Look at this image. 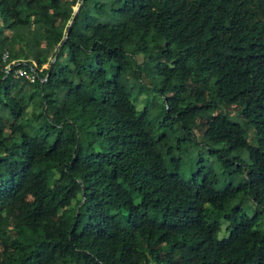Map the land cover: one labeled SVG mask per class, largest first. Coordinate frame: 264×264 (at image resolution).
<instances>
[{
    "label": "trees",
    "instance_id": "1",
    "mask_svg": "<svg viewBox=\"0 0 264 264\" xmlns=\"http://www.w3.org/2000/svg\"><path fill=\"white\" fill-rule=\"evenodd\" d=\"M80 1L0 0V56L41 70L0 67V264H264V0H84L64 41ZM196 141L220 174H182Z\"/></svg>",
    "mask_w": 264,
    "mask_h": 264
},
{
    "label": "rangeland",
    "instance_id": "2",
    "mask_svg": "<svg viewBox=\"0 0 264 264\" xmlns=\"http://www.w3.org/2000/svg\"><path fill=\"white\" fill-rule=\"evenodd\" d=\"M78 5L74 7V11L77 9ZM25 34L28 37L29 43L28 46L30 48L36 47L38 45L39 36H33L31 28L28 26L25 28ZM48 68V65H44L42 69ZM131 76L132 72L131 69L121 78L122 84H128L131 82ZM131 98L135 99V105L140 111L148 110L149 111V118L151 123L156 126L158 125L163 117H162V107L165 105V101H163L162 98L158 97L154 94H149V88L145 87L140 88L138 82L133 83L132 91H131ZM31 110H28V113H30ZM221 112H224V114L229 115L230 117H233L234 119L238 120L239 117V108H224L221 110ZM9 119H11L10 115H7ZM177 132L180 135L179 132V126L177 127ZM200 140V139H199ZM248 140L251 144H254L255 135L253 132H250L248 135ZM218 151L225 152V155L227 156L228 160L238 159L241 158L243 162H248L250 159V156H248L247 152H238V151H231L228 146H221L217 148ZM185 163L184 167L182 169V174L185 176V178L188 180L192 177L193 173L197 170L196 166L199 163H202L206 166H209L210 168H213L217 173L221 171V169L218 166V163L216 161V157L212 156V150L208 148L205 144L201 143L200 141H196L195 144L192 147V150L189 154L185 156ZM220 174V173H219ZM230 182V179H221L220 185L218 186V189L222 190L224 188L223 184H228ZM246 204L248 207H250V214H254L253 206L247 202ZM261 225L264 226V221H262ZM227 226L223 225L222 231L218 233L219 239H224L229 236V233L227 232Z\"/></svg>",
    "mask_w": 264,
    "mask_h": 264
},
{
    "label": "built area",
    "instance_id": "3",
    "mask_svg": "<svg viewBox=\"0 0 264 264\" xmlns=\"http://www.w3.org/2000/svg\"><path fill=\"white\" fill-rule=\"evenodd\" d=\"M0 67L1 71L4 73L5 77L12 76L14 79H23L30 84L36 82L39 79L38 72L36 70V65H27L25 61L22 60H11L10 53L5 50L0 56ZM43 82H45L43 80Z\"/></svg>",
    "mask_w": 264,
    "mask_h": 264
},
{
    "label": "water",
    "instance_id": "4",
    "mask_svg": "<svg viewBox=\"0 0 264 264\" xmlns=\"http://www.w3.org/2000/svg\"><path fill=\"white\" fill-rule=\"evenodd\" d=\"M83 2H84V0H81L80 3H79V5H78V7H77V9L75 10V13H74V15H73V17H72V19H71V21L69 23V26H68V29H67V32H66V37H65L64 41L67 39V37H68V35H69L70 31H71L72 25L75 22V19L77 17V14H78V12H79V10H80ZM58 52H59V50H57L54 58L51 60L49 66H48V72H47V75H46L44 81H46L48 79L49 74L51 73V70H52V67H53V64L55 62V59H56V56H57Z\"/></svg>",
    "mask_w": 264,
    "mask_h": 264
}]
</instances>
